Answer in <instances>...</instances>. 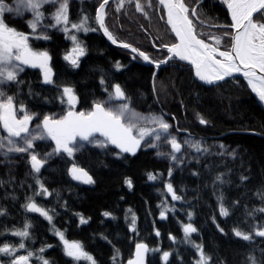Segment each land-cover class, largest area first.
Returning <instances> with one entry per match:
<instances>
[{"label": "trees", "instance_id": "1", "mask_svg": "<svg viewBox=\"0 0 264 264\" xmlns=\"http://www.w3.org/2000/svg\"><path fill=\"white\" fill-rule=\"evenodd\" d=\"M101 2L69 1L70 21L88 16L90 26L97 29L86 33L72 30L71 34L86 49L78 67L64 59L73 48L69 34L53 27L38 28L37 35L45 33L50 38L36 39L30 34L27 19L5 15L11 27L30 34L28 42L34 51L48 52L53 72L52 83L44 82L38 68L21 72L20 82L7 88L15 98L14 104L17 109L23 105L26 112L42 121L45 116L60 115L65 110L64 87L74 90L75 110L90 111L95 102L109 99L112 86L119 84L138 113L163 117L171 126L163 135L175 137L181 151L173 153L167 139L163 143L168 144L169 158L160 152L161 143L154 148L145 141L135 155L119 153L109 146L105 151L87 148L72 156L61 151L48 158L39 173L31 169L27 153L0 158V246L18 248L22 238L12 232L30 224L29 237L23 239L25 248L16 255L32 252L29 261L34 264H41V256L49 264H89L73 262L64 254L56 230L69 241H79L96 264H127L134 258L138 243L150 249L148 264H197L195 245H202L212 258L211 264H250L249 256L262 264L264 237L254 233L264 227V212L257 211L264 208V109L244 84L203 86L195 80L190 67L176 60L160 69L154 78L153 68L112 47L102 36L95 21ZM138 2L142 11L137 10V0H125L122 6L119 1L112 2L106 9L105 25L118 42L138 48L152 61L166 60L168 52L163 46L176 41L164 12L155 0ZM184 3L197 11V17L191 18L197 32L203 34L200 37L210 41V35L221 36L219 48L229 50L231 36L223 34L233 33L232 28L215 26L232 24L226 4L220 0ZM43 10L50 18L51 12ZM256 19L264 21V15ZM52 23L50 19L43 21L44 25ZM117 62L119 69L115 67ZM199 117L207 123L201 124ZM196 142L201 147L199 152L192 147ZM55 146V141L48 138L37 143L34 150L43 158ZM182 152L189 154L185 157ZM172 155L178 158L176 161H183L180 166L171 159ZM73 165L84 169L94 183L73 179L69 171ZM149 173L156 179L149 180ZM37 179L47 194H36L41 191ZM127 179L132 182L131 188L125 183ZM169 183L180 200L172 199L166 187ZM29 198L49 210L51 222L25 209ZM221 204L229 211L227 217L220 214ZM162 211L165 218H161ZM105 212L111 215L104 216ZM133 214L135 231L131 227ZM81 217L87 222L82 224ZM187 224L197 231L186 238L183 229ZM233 229L252 234V240L235 236ZM42 248L45 251L40 252ZM164 252L170 253L167 261L163 259ZM0 255L2 259L7 257Z\"/></svg>", "mask_w": 264, "mask_h": 264}, {"label": "snow or ice", "instance_id": "2", "mask_svg": "<svg viewBox=\"0 0 264 264\" xmlns=\"http://www.w3.org/2000/svg\"><path fill=\"white\" fill-rule=\"evenodd\" d=\"M123 0H121L122 6ZM109 0H102L96 12L95 21L99 24V28L103 30L104 35L113 43L117 40L105 25V8ZM159 3L167 9V23L171 26L172 32L175 34L178 42L171 45H164L167 52L170 54L167 60L150 61L148 55L144 52H139L136 48H131L127 43L121 44L124 48H131V51L143 58L145 61H150L157 68L168 60L178 58L181 61L189 62L195 69V75L208 84L215 81L224 80L225 77L231 76L235 72L243 71V75L248 80L253 92H255L261 102H264V22L259 19H254V14L260 13L264 15V0H224L231 14L232 24L228 26L215 25L216 27H231L234 32H225L224 36H231V47L229 50L219 51L218 47L210 46L204 39L199 38L201 33H197L196 26L190 17H197L195 8L189 9L184 3V0H159ZM45 5L54 7L51 13V20L54 23L44 25L45 13L42 10ZM69 0H16V6H10L6 0H0V128L6 132V135L0 136V155L7 157L9 154L27 153L31 169L35 173H39L47 159L53 154H58L63 151L68 156H72L75 151L82 147L76 143L77 138L81 141H86L89 144H95L98 147H106L107 143L115 145L122 153L136 152L140 147L141 142L145 141L149 147H158L157 143L152 141H161L167 139L171 145L173 153L181 151V144L177 142L175 137H166L171 127L162 116L150 115L145 117L135 112L130 106V99L126 96L124 90L119 84L112 86V92L109 93L110 100H118L121 103L115 107L106 106L108 103L95 102L91 111L76 112L69 110L65 116L60 119H53L49 116L43 118L42 124L37 125V128L42 127V132L33 134L29 130V123L34 119L32 114H28L23 105L17 109L14 104V97L7 95L3 90L4 85L19 83V73L24 71L23 65L33 68H40L44 74V82L52 83V68L49 66L50 56L46 51H34L29 46V35H35L36 39H49L45 33L37 35L38 28L59 27L60 30L69 34L68 38L73 42V48L64 56L66 61H69L74 67H78L79 57L86 54V49L82 46L75 34H71L72 30L76 32L97 31L96 28L89 24V17L83 16L78 22H71L68 15ZM137 10L142 11L143 7L138 2L136 3ZM31 13L32 18L26 21L31 29L30 34H25L11 27L5 20V13H16L23 15V12ZM203 23V21H201ZM215 41L218 46L222 42L221 36H209ZM219 56L221 59H218ZM135 58V57H134ZM242 66V67H241ZM117 69L121 67L119 62L115 65ZM257 70L262 75H257ZM104 84V80H101ZM105 91H108L105 88ZM63 95L67 97V103L70 108H74L77 103V97L71 87L63 88ZM17 111L24 113L22 117H17ZM143 122V123H141ZM201 124H206L207 121L203 117H199ZM146 125H155L156 127H148ZM103 137L104 140H99L96 134ZM50 138L55 141L53 152L47 153L43 158H38V154L34 151V142L36 140H44ZM107 142V143H106ZM71 145V146H70ZM196 151H200L199 142L192 145ZM206 151V149H205ZM162 155V153H157ZM173 161L177 160L175 155L171 156ZM73 179L81 180L84 183L92 184L94 180L82 168L73 165L69 170ZM171 175V172H169ZM149 180H155L156 176L149 173ZM219 180L220 177H217ZM246 179V177H242ZM37 184L40 185L41 191L37 195L47 194V189L37 179ZM125 183L129 188L132 187V182L127 179ZM3 181H0V185ZM167 191L171 193L173 200H180L169 183ZM264 198V194H261ZM222 199V198H221ZM29 212L39 213L49 222L52 216L49 215V210L38 206L32 198L24 206ZM131 211V210H129ZM259 212H264V208L257 209ZM3 213L0 212V215ZM220 214L227 217L228 209L223 204L220 206ZM104 216H110L108 212L103 213ZM161 218H165V212H161ZM191 219V213H189ZM80 222L87 221L81 217ZM136 218L132 217V230L135 231ZM30 224H25L23 230H16L12 235L19 236L22 241L18 248L5 244L0 246V254L12 256L10 264H29L30 258L34 255L28 252L27 255H16L19 249H24L25 244L23 239L29 237L28 229ZM219 227V226H218ZM184 234L187 238L191 233L196 232V228L191 224L184 226ZM223 231V229H220ZM235 236L245 240H252V234L242 232L238 229H233ZM55 234L63 243L64 254L72 260L79 262L86 260L89 264H96L94 258L84 251L83 245L79 241H69L63 232L56 230ZM256 236L264 237V227L258 228ZM159 235V232H157ZM170 239L175 240L174 237ZM199 254L197 264H211L212 258L207 255L202 245H195ZM45 249H40V252ZM150 251L147 245L136 244V252L134 259L128 261V264H144V255ZM151 251H156L153 249ZM118 255V250H117ZM169 252L163 253V259L168 260ZM41 264H49V261L42 256L38 257ZM115 260V257L113 258ZM250 264H257L256 258L249 256ZM264 264V262H262Z\"/></svg>", "mask_w": 264, "mask_h": 264}, {"label": "rangeland", "instance_id": "3", "mask_svg": "<svg viewBox=\"0 0 264 264\" xmlns=\"http://www.w3.org/2000/svg\"><path fill=\"white\" fill-rule=\"evenodd\" d=\"M70 1V0H69ZM124 1L125 0H123V2H122V5L124 4ZM221 2H224V0H220ZM6 3H8L10 6H13V7H15L16 6V0H13V1H10V2H8L7 0H6ZM119 6L121 5V0H119ZM227 6V5H226ZM44 8H46V10H48L49 12H53L55 9H54V7L53 6H51V5H45L44 6ZM43 10V9H42ZM44 11V10H43ZM45 13V12H44ZM5 15H7V16H12V17H22V19H31L32 18V16H31V13L30 12H27V11H24L23 12V15H17L15 12L14 13H5ZM259 15H261V14H259ZM51 17V16H50ZM45 19L46 20H48V19H50L51 20V18H49V16H46L45 15ZM44 19V20H45ZM52 21V20H51ZM261 22H264V21H261ZM53 23H54V21H53ZM56 28H58V29H60L59 27H56ZM209 42H211V43H213V44H215V41L214 40H212V39H210V41ZM29 43V42H28ZM216 45V44H215ZM217 46V45H216ZM49 64H50V61H49ZM23 68H24V70L26 69V68H30L31 66H27V65H23L22 66ZM38 68V67H37ZM38 69H40V68H38ZM41 70V69H40ZM42 71V70H41ZM20 74V73H19ZM42 74H43V71H42ZM43 76H44V74H43ZM9 85V84H8ZM8 85H4V86H2L3 87V90L6 92V94L7 95H11L9 92H8V90H7V88H8ZM12 96V95H11ZM105 101H107L108 103L106 104V106H113V107H115V106H117V105H119L120 103H121V101H118V100H110L109 101V99H107V100H105ZM105 101H102V102H105ZM14 102H15V98H14ZM132 108V107H131ZM135 112H137L134 108H132ZM69 110H72V111H76V112H80V111H77V110H75V106H74V108H70V106H69V104L67 103V97L65 96V110L62 112V113H60V115H48L49 117H51V118H53V119H60V118H62L63 116H65L66 114H67V112L69 111ZM91 111V110H90ZM84 112H88V111H84ZM28 114H30L29 112H27ZM138 113V112H137ZM24 113H21V112H19V111H17V117L18 118H20V117H22V115H23ZM140 114V113H139ZM43 121V120H42ZM42 121H39L35 116H34V119L32 120V121H30V123H29V130H30V132H32L33 134H37V133H40V132H42V127L41 128H37V125H41L42 124ZM141 123H143V122H141ZM3 135H6V132H4L3 131V129L2 128H0V136H3ZM97 139H99V140H104L103 138H101V137H97ZM45 141H48V138H46V139H44V140H36L35 142H34V145H36L37 143H39V142H45ZM76 143L77 144H79V145H82V147H79V149L77 150V151H75L74 153H76V152H80V151H82V150H84V149H87V148H92V149H98V150H101V151H105L106 150V148L109 146V143H107V146L106 147H98V146H96L95 144H89L88 142H86V141H81V140H79V138H77V141H76ZM160 144L161 143V146H160V152H162L163 153V155L165 156V158H169L168 157V155L169 154H167L166 153V150H167V146H168V144L166 143V142H164L163 143V139L161 140V141H158L157 142V144ZM71 146V145H70ZM35 148V147H34ZM35 151V150H34ZM22 154H26V153H22ZM187 154H189V152H187V153H184V152H182V155H184L185 157H186V155ZM18 155L19 154H9L7 157H5V156H2V155H0V158H3V159H7V158H17L18 157ZM38 158H40V157H38ZM178 159V158H177ZM176 161V160H175ZM181 162H183L182 160H181ZM181 162H179V161H176V163L175 164H177L178 166H180V164H181ZM58 237V236H57ZM59 238V237H58ZM60 240V239H59ZM61 241V240H60ZM61 244H62V247H63V243H62V241H61ZM143 244V243H142ZM136 248V247H135ZM64 251V250H63ZM148 256H149V251L147 252V254H146V257H145V259H144V264H148ZM68 257V256H67ZM134 257H135V255H134ZM12 256H7L5 259H2V257H1V255H0V264H10V261L12 260ZM70 260H72L70 257H68ZM134 259V258H133ZM73 262H77V261H74V260H72ZM86 262V260H80L79 262ZM78 263V262H77ZM29 264H34L33 262H31V261H29ZM128 264V263H127Z\"/></svg>", "mask_w": 264, "mask_h": 264}, {"label": "water", "instance_id": "4", "mask_svg": "<svg viewBox=\"0 0 264 264\" xmlns=\"http://www.w3.org/2000/svg\"><path fill=\"white\" fill-rule=\"evenodd\" d=\"M115 1H118V0H109V3L106 5L105 12H106L107 7H108L112 2H115ZM155 1L158 3L160 9L164 12L166 25L168 26V28H169L171 34L173 35V37H174V39H175V41H176V43H177L178 40H177L175 34L172 32V30H171V26L167 23V9H166L163 5H161V4L159 3V0H155ZM259 14H260V13H256V14H254V19H256L257 16H258ZM190 18H191V17H190ZM191 19H192V18H191ZM97 25H98V29H99L100 33L102 34V36L106 39V41H107L112 47H114V48H116V49H119V50H121V51H124V52H128V53H130V54L136 56L138 59L141 60L142 63H144L145 65H147V66H149V67H151V68H153V69H154V72H155V73H154V78L157 76V74L159 73L160 69H162V68H164L165 66H167L168 63H169L170 61H172V60H176V61H178V62H180V63H183V64H185L186 66L190 67V68L193 70V74H194V78H195V80L198 81V82H199L201 85H203V86H206V87H212V86H216V85H219V84H222V83H225V82H234V83H237V84H244L245 86H247V87L250 89V91L254 94L256 100L258 101V103H259V104L261 105V107L264 109V104H262V103L259 101V99L257 98V95L255 94V92L252 91L250 85L248 84V80H247V78H245L244 75H243V71H241V72H235V73H233L231 76H227V77H225L224 80L215 81V82L212 83V84H208V83H206V82H204V81H201V80L195 75V69H194V67H193L189 62H187V61H181V60H179L178 58H174V59L168 60L167 63H163V64H161V65L159 66V68H157L155 64H153V63L150 62V61H152L150 57H149V58H150V61H145L143 58H141V57L138 55V52L134 53V52L131 51V48H136V47L130 45L131 48H124V47L121 46V44H123V43H120V42H118V41H117L116 44H113V43H112V42H111V41H110V40L104 35L103 30L99 28V24H98V23H97ZM232 30H233V29H232ZM196 31H197V30H196ZM233 32H234V30H233ZM197 33H198V32H197ZM199 38H201V37L199 36ZM201 39H202V38H201ZM205 42H206V43H209L210 46H215V45H213L212 43H210L209 41H206V40H205ZM215 47H217V46H215ZM136 49H138V48H136ZM218 49H219V51H223V50H221L220 48H218ZM138 51H139V52H142V51L139 50V49H138ZM146 55H147V54H146ZM169 55H170V54L168 53V56H169ZM167 58H168V57H167ZM167 58H166V60H167ZM217 58H218V59H221L219 56H217ZM241 67H242V66H241ZM257 75H262V74L259 73V71L257 70ZM96 137H101V136H99V134L97 133V134H96ZM101 138H103V137H101ZM103 139H104V138H103ZM142 146H143V142H141L140 147L136 149L135 154H137V153L141 150ZM109 147L112 148L113 150L119 152V153H122V152L120 151V149L117 148L115 145H112V144L109 143ZM123 154L133 155L132 153H123ZM135 154H134V155H135ZM135 252H136V248H135ZM146 254H147V253H145V255H144V259H145V257H146Z\"/></svg>", "mask_w": 264, "mask_h": 264}, {"label": "bare ground", "instance_id": "5", "mask_svg": "<svg viewBox=\"0 0 264 264\" xmlns=\"http://www.w3.org/2000/svg\"><path fill=\"white\" fill-rule=\"evenodd\" d=\"M256 94V93H255ZM257 95V94H256ZM257 98H258V96H257ZM259 99V98H258ZM260 101V100H259ZM261 102V101H260ZM262 104H264V102H261Z\"/></svg>", "mask_w": 264, "mask_h": 264}, {"label": "built area", "instance_id": "6", "mask_svg": "<svg viewBox=\"0 0 264 264\" xmlns=\"http://www.w3.org/2000/svg\"><path fill=\"white\" fill-rule=\"evenodd\" d=\"M219 47V46H218Z\"/></svg>", "mask_w": 264, "mask_h": 264}]
</instances>
